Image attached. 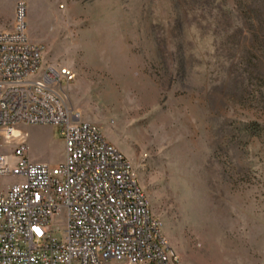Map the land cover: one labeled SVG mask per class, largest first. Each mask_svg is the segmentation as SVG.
I'll return each mask as SVG.
<instances>
[{
    "label": "rangeland",
    "instance_id": "rangeland-1",
    "mask_svg": "<svg viewBox=\"0 0 264 264\" xmlns=\"http://www.w3.org/2000/svg\"><path fill=\"white\" fill-rule=\"evenodd\" d=\"M21 6L181 261L264 264V0H0V30ZM20 130L32 159L63 161L56 126Z\"/></svg>",
    "mask_w": 264,
    "mask_h": 264
},
{
    "label": "built area",
    "instance_id": "built-area-1",
    "mask_svg": "<svg viewBox=\"0 0 264 264\" xmlns=\"http://www.w3.org/2000/svg\"><path fill=\"white\" fill-rule=\"evenodd\" d=\"M75 77L45 62L21 6L13 28L0 30V264H186L130 159L68 106ZM42 124L64 141L56 165L33 160L16 133Z\"/></svg>",
    "mask_w": 264,
    "mask_h": 264
},
{
    "label": "bare ground",
    "instance_id": "bare-ground-1",
    "mask_svg": "<svg viewBox=\"0 0 264 264\" xmlns=\"http://www.w3.org/2000/svg\"><path fill=\"white\" fill-rule=\"evenodd\" d=\"M21 131L20 130H16V133L18 134V133H20Z\"/></svg>",
    "mask_w": 264,
    "mask_h": 264
},
{
    "label": "crops",
    "instance_id": "crops-1",
    "mask_svg": "<svg viewBox=\"0 0 264 264\" xmlns=\"http://www.w3.org/2000/svg\"><path fill=\"white\" fill-rule=\"evenodd\" d=\"M36 157H38V156H36ZM33 160H39V159H33ZM39 161H41V160H39Z\"/></svg>",
    "mask_w": 264,
    "mask_h": 264
}]
</instances>
